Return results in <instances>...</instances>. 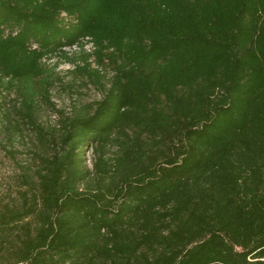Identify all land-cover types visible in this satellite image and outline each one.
Wrapping results in <instances>:
<instances>
[{
  "label": "trees",
  "instance_id": "trees-1",
  "mask_svg": "<svg viewBox=\"0 0 264 264\" xmlns=\"http://www.w3.org/2000/svg\"><path fill=\"white\" fill-rule=\"evenodd\" d=\"M57 58L102 97L55 141ZM10 96L43 150L2 264H264V0H0Z\"/></svg>",
  "mask_w": 264,
  "mask_h": 264
},
{
  "label": "rangeland",
  "instance_id": "rangeland-1",
  "mask_svg": "<svg viewBox=\"0 0 264 264\" xmlns=\"http://www.w3.org/2000/svg\"><path fill=\"white\" fill-rule=\"evenodd\" d=\"M61 61L60 58L50 61L59 63L56 71L62 78V84H56L50 91L54 108L42 104L36 115L37 124L41 126L42 131L49 138L53 136L55 141L61 134V122L66 117H72L74 110L93 104L102 97L94 85L85 84L80 76L69 74L73 67ZM106 72L109 78L111 73L108 69ZM10 98L12 96L7 97L6 104L0 107V211L6 207L19 206L21 194L28 190V184L32 182L33 172L37 167L38 160H35L34 153L43 150L30 127L17 126L15 123ZM6 110H9V115L5 118L3 114ZM93 149L89 147L85 150V165L88 169H91L94 160ZM6 262L7 260H4V264Z\"/></svg>",
  "mask_w": 264,
  "mask_h": 264
},
{
  "label": "built area",
  "instance_id": "built-area-1",
  "mask_svg": "<svg viewBox=\"0 0 264 264\" xmlns=\"http://www.w3.org/2000/svg\"><path fill=\"white\" fill-rule=\"evenodd\" d=\"M87 39H85L84 41L81 42V44H83V49L87 52H90L93 48L92 45L89 43H86ZM80 50V45H74L70 48H65L64 51L65 52H78Z\"/></svg>",
  "mask_w": 264,
  "mask_h": 264
}]
</instances>
